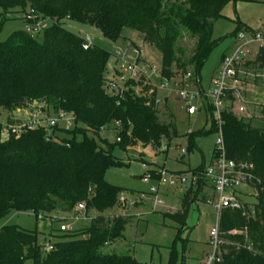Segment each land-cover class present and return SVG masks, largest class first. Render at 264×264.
<instances>
[{
	"label": "trees",
	"instance_id": "obj_1",
	"mask_svg": "<svg viewBox=\"0 0 264 264\" xmlns=\"http://www.w3.org/2000/svg\"><path fill=\"white\" fill-rule=\"evenodd\" d=\"M229 1L240 0H0V31L17 9L24 12L26 22L27 10L34 11L35 25L44 19L55 21L44 30L43 43L27 31L0 42V109L9 115L8 124L0 122V219L13 211L32 212L37 222L58 224L55 213L75 217L82 203L88 213H95L82 229H56L49 252L39 244L37 231L0 229V264H143L133 256L101 253L123 238L132 221L128 215L108 214L120 204L124 190L108 184L105 175L112 167L125 166L113 156L115 147L129 150L141 143L159 150L164 141L178 136L175 123L160 121L156 86L141 78L126 82L122 92L110 93L106 72L115 54L93 44L85 49L87 35L71 32L61 21L97 27L112 42L130 29L161 54V82L200 90L203 67L218 44L214 24ZM185 38L194 41L189 55L179 46ZM242 69L264 74V47ZM257 82L264 88V78ZM207 105L212 130L189 133L191 150L195 137L219 133ZM33 107L52 118L69 114L73 130L61 131L58 126L20 135L10 130L4 138L5 129L14 125L13 115ZM253 120L239 118L229 107L223 112L226 156L247 166L252 176L248 187L256 202L222 210L219 229L227 245L217 264H264V129L253 127ZM260 121L264 123V109ZM105 130L118 132L116 143L102 140ZM149 174L158 178L155 171ZM203 187L199 180L183 195L181 209L165 216L179 225L178 234ZM170 264H177L174 254Z\"/></svg>",
	"mask_w": 264,
	"mask_h": 264
},
{
	"label": "rangeland",
	"instance_id": "obj_2",
	"mask_svg": "<svg viewBox=\"0 0 264 264\" xmlns=\"http://www.w3.org/2000/svg\"><path fill=\"white\" fill-rule=\"evenodd\" d=\"M26 13H29L27 10ZM222 18L214 24V39L218 40L217 46L212 51L210 58L205 63L201 73V87L190 91L196 93V98L192 104L197 109L195 115H189L188 105L180 100L177 94L161 90L159 72L151 77L153 85L158 87L160 103L158 114L160 121L164 124L175 123L178 136L170 142L164 141L159 150L147 148L141 143H135L129 150H123L119 146L113 150V156L122 161L125 166L112 167L105 175V181L113 186L122 188L124 191L121 197L127 201L109 211V215H128L132 221L126 226L124 236L117 242L104 247L101 253L104 255L116 254L119 256H133L139 263L143 264H170L172 254L177 264H201L212 253L210 246V232L217 225V212L212 205L204 201V197H213V190L208 189L209 184L203 180V190L198 194L197 201L192 203L189 209L186 225L181 229L178 224L167 219V214H173L181 209L182 198L185 192L193 188L192 173L201 167H208L214 159V152L218 134L209 133L195 137L193 149H189L188 134L199 131L211 132L213 123L207 111V100L210 99L211 92L215 88V80L219 75L223 56L232 52L238 44L237 35L244 33L249 35L252 31H259L264 25V0H240L226 3ZM55 21L44 19L40 23L39 31L33 37L39 42L44 41V30L54 25ZM61 24L71 32L84 37L89 35L92 44L99 46L112 54L120 52L123 59L128 62L145 58L147 62L154 64L158 70L161 69V54L153 47H144L141 36L130 30L124 29L118 41L112 42L106 39L101 30L90 25L79 24L74 21L64 19ZM27 30V22L24 20V12L21 9L14 10L9 15V20L0 31V42L7 41L14 33ZM144 44V45H143ZM134 45V46H133ZM135 46L141 47V52L135 53ZM179 46L191 54L194 48V41L189 38L183 39ZM259 50V46L252 48L249 56L250 61H254ZM118 60H110L106 75L109 81L118 83L123 88L128 82L121 80L118 71ZM119 72V71H118ZM258 74L255 72L241 75L242 86L237 91L228 92V107L231 108L239 118H253L252 125L255 128L264 129V123L260 121L261 107L264 104V88L257 80ZM127 77V76H126ZM139 92V89H135ZM239 96V97H238ZM243 106L247 112L241 113L239 107ZM48 115V114H47ZM8 114L0 109V122L8 124ZM50 117V116H49ZM29 120L26 112H17L10 121L13 126L24 125ZM61 125V131L73 130ZM64 129V130H63ZM7 128L4 138L7 135ZM53 131V130H51ZM49 131V132H51ZM58 136H64L62 132ZM91 136V135H90ZM102 140L111 144L116 143L118 132L105 130L100 134ZM78 141L82 137L77 138ZM103 147V143H100ZM185 151L186 154L182 152ZM156 173L165 171V180L151 178L147 183L143 177L149 172ZM188 175V182L182 184L177 180L174 186L170 185L172 175ZM195 174V173H193ZM196 186V185H195ZM153 188L159 190V199L163 204L156 205L155 197L152 196ZM240 198L249 204L256 202L253 191L250 187L244 186L240 190ZM92 215L95 213L92 212ZM54 221L48 220L37 222L32 212H11L6 217L0 219V229L15 226L28 231L40 233L39 244L42 246L55 240L52 236L56 229L63 225L74 226V228H84L88 223L78 221L70 214L55 213Z\"/></svg>",
	"mask_w": 264,
	"mask_h": 264
},
{
	"label": "built area",
	"instance_id": "obj_3",
	"mask_svg": "<svg viewBox=\"0 0 264 264\" xmlns=\"http://www.w3.org/2000/svg\"><path fill=\"white\" fill-rule=\"evenodd\" d=\"M37 16L34 11H30L26 16L27 20V32L31 35L39 31L40 23H33ZM33 23V24H31ZM238 44L234 50L223 58L221 69L218 77L215 80V88L211 92L210 99L207 100V104L211 105L213 109V120L219 130L218 139L216 143V149L214 152V159L210 166L206 167L202 172L193 174L192 173V184L193 186L198 184L199 180H205L213 190V197H207L206 202L212 205L213 210L217 212V225L214 226L210 232V246L213 248L206 260L202 264H217L221 262L224 249L227 245L226 241L221 237L219 229V218L222 210L224 209H240L243 204V200L240 198V190L244 186H248L252 180V176L246 171L247 166H239L235 161L230 160L226 156L225 142L223 138V112L228 108V92L237 91L241 88L243 82L241 75H246V72L242 69L249 60V56L252 53L253 46L257 45L264 47V25L261 30L252 32L249 35L240 33L237 35ZM84 48L87 49L92 44L90 36H85ZM135 53H139L140 50L135 49ZM115 59L118 60V73L121 76V80H139L145 78L151 82V77L158 74L160 71L158 68L143 59L134 60L128 62L127 59L122 58L120 52L115 53ZM127 76V77H126ZM189 77V76H188ZM258 77L264 78V74L258 75ZM152 83V82H151ZM155 86V85H154ZM157 87V86H156ZM161 90L171 93H176L180 100L184 101L188 105L189 115H195L197 109L193 106L192 102L196 98V93L190 91L187 88H180L167 82H162L160 87ZM108 90L110 93H119L124 90L118 86L117 82L110 81L108 83ZM158 92V87H157ZM157 97V105L160 103V97ZM239 97V96H238ZM261 110L264 109V104L260 105ZM239 112H247V109L240 106ZM26 115L29 120L24 125L10 126L6 132L9 134L10 130H14L16 135H20L25 131H32L38 128H54L61 125H65L68 129L74 125V119L67 113H61L57 117H49L46 112H43L41 108H32L26 110ZM186 154L185 151L182 152ZM159 180H165L167 173L161 171L157 173ZM152 178L151 174L143 177V180L147 183ZM180 180L182 184L188 182V175H172L170 178V185L174 186ZM152 196L155 197V204H163L162 200L159 199V190L153 188ZM120 201L125 203L127 200L124 197H120ZM94 215L87 212L86 204L82 203L77 207V214L75 219L78 221L91 222ZM74 226L63 225L61 231L68 232L72 231ZM240 232L233 231V234ZM52 249L50 243L45 244V251L49 252Z\"/></svg>",
	"mask_w": 264,
	"mask_h": 264
},
{
	"label": "crops",
	"instance_id": "obj_4",
	"mask_svg": "<svg viewBox=\"0 0 264 264\" xmlns=\"http://www.w3.org/2000/svg\"><path fill=\"white\" fill-rule=\"evenodd\" d=\"M141 40H142V38H141ZM142 42H143V40H142ZM144 45V44H143ZM134 46V45H133ZM144 47H146V45H144ZM148 47V46H147ZM135 48H139L140 49V52H141V47H139V46H135ZM235 48V47H234ZM234 50V49H233ZM231 52H229V53H227V54H225L224 56H223V58L225 57V56H227V55H229ZM143 60H146L145 58H143ZM222 61H223V59H222ZM222 64V63H221ZM20 113H23V112H20ZM147 148H151L150 146L149 147H147ZM213 162V161H212ZM208 189H211V187L209 186V188ZM212 190V189H211ZM241 193V192H240ZM207 196V195H206ZM205 196V197H206ZM203 263V261L201 262V264Z\"/></svg>",
	"mask_w": 264,
	"mask_h": 264
}]
</instances>
